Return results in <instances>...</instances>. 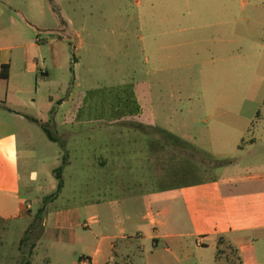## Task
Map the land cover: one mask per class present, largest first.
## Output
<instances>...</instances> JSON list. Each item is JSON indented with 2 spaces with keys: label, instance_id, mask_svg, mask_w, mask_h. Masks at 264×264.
Returning a JSON list of instances; mask_svg holds the SVG:
<instances>
[{
  "label": "crops",
  "instance_id": "obj_1",
  "mask_svg": "<svg viewBox=\"0 0 264 264\" xmlns=\"http://www.w3.org/2000/svg\"><path fill=\"white\" fill-rule=\"evenodd\" d=\"M47 2L62 26L95 24L106 18L102 2L87 5L85 11L71 7L68 21L56 0ZM146 7L155 10L152 3ZM165 7L153 24V40L157 35L154 25L182 24L184 15L180 13L176 21ZM45 16V0H0V220L5 222L29 219L22 202L33 193L35 178L28 173L23 192L20 157L24 152L28 160L29 151L17 146L10 121L48 122L45 115L28 113L35 100H26L37 91L28 76H49L34 33ZM184 30L169 27L163 35L171 42ZM81 44L77 42L75 51ZM181 44L158 49L167 51ZM35 52L38 59L32 55ZM171 59L172 54L164 53L159 61ZM51 64L56 68L54 55ZM78 64L75 60L74 67ZM3 66H7L6 78L1 77ZM133 93L136 114L122 112L113 117V113H104L95 119L83 113L84 95L56 98L59 107L67 105L60 126L71 130V158L64 167L71 165V205L56 212L44 207L37 234L43 264H66L54 254L69 248V264H264V146L256 154L257 139H250L247 148L237 144L232 156L224 159L226 163L211 164L212 168L222 165V170L205 177L200 162H189L187 149L202 151L212 160V155L224 157L225 153L202 150L184 135L159 129L149 84L134 83ZM53 101L48 97L50 107ZM93 122L102 124L100 134L88 126ZM258 141H264V130ZM193 171L195 179L188 180ZM28 207L26 202V211ZM49 219H54L53 225L48 226Z\"/></svg>",
  "mask_w": 264,
  "mask_h": 264
},
{
  "label": "rangeland",
  "instance_id": "obj_2",
  "mask_svg": "<svg viewBox=\"0 0 264 264\" xmlns=\"http://www.w3.org/2000/svg\"><path fill=\"white\" fill-rule=\"evenodd\" d=\"M56 2L67 21L71 19V7H81L85 11L87 5L96 6L97 2L104 4L106 18L95 24L62 26L45 0L46 16L34 33L40 40L36 43L49 76H28V81L34 87L36 85L37 91L26 96L28 101L35 100L34 108L27 111L31 115L41 114L48 118L45 126L60 140L63 148L47 138L40 122L10 121L17 146L29 151L28 160L24 152L20 157L23 192L27 190L28 173H34L35 178L33 193L22 202L26 212L24 216L29 219L0 220V264H43L44 251L38 245L37 235L41 219L37 221L33 217L41 207L56 212L71 205V179L68 178L71 165L63 171L65 186L62 196L55 201L48 198L55 191L54 170L60 166L64 152L67 160L71 158V144H68L71 130L60 126L67 105L59 107L55 101L57 97L66 98L74 93L84 95L83 113L95 119L100 114L111 113L110 109L116 107L119 99L127 103L123 110H134L137 106L134 83L149 84L159 129L184 135L186 141L202 150L225 153L224 157L210 153L212 160L202 151L198 154L187 149L189 162H200L205 168V177L217 175L222 170V165L212 168L211 164L226 163L224 159L232 156L237 144L247 148L251 144L250 139H257L253 145L256 154L264 146V141H258L264 130V0ZM147 3H152L155 10L151 12V8L146 7ZM164 4L165 11L176 21H179L180 13L184 15L182 24L154 25L157 35L153 40L152 27L162 16ZM150 14L153 17H149ZM117 21L120 23L116 24ZM169 27L185 30L175 34V39L170 42L163 35ZM78 41L82 44L75 51ZM179 42L181 46L167 51L158 49ZM164 53L172 54V59L159 61ZM32 55L39 58L37 52ZM52 55L56 68L51 64ZM75 60L79 61L76 67ZM48 97L54 99L51 107ZM50 109L51 113L48 112ZM115 109L124 112L120 107ZM99 125L102 124L93 122L88 126L95 130L94 134H100L103 128ZM156 132V138L160 140ZM189 174L188 180L195 179L194 171ZM26 202L29 204L27 211ZM53 221L49 219L48 226L53 225ZM33 223L23 239L25 231ZM41 246L45 247L44 240ZM65 251H56L54 255L69 264L71 248ZM74 254L79 255V250Z\"/></svg>",
  "mask_w": 264,
  "mask_h": 264
},
{
  "label": "trees",
  "instance_id": "obj_3",
  "mask_svg": "<svg viewBox=\"0 0 264 264\" xmlns=\"http://www.w3.org/2000/svg\"><path fill=\"white\" fill-rule=\"evenodd\" d=\"M50 2H52V0H49ZM7 66H3L1 68V77L3 78H6L7 77ZM127 107V103L124 102L122 99H119L118 102H117V105L116 107H113V109H110L111 113H113V117H116V116H119V115H122L121 113L122 112H118L117 107H120L121 110H123V107ZM124 112L123 113H128V114H136L138 112V107L136 106L134 108V110H127V108L125 110H123ZM41 128L43 130V132L45 133V135L47 136V138L52 141V142H55V143H58L59 145H61V147L63 146L62 143L60 142V140L57 138V137H54L53 134L51 133V131L47 128V126H45V124H41ZM63 148V147H62ZM67 165V153L64 152L63 156H62V159H61V164L58 168H56L54 170V173H55V179H56V187H55V191L50 194L48 196L49 200L53 201L55 200L59 193L61 192L62 188H63V180H62V171L64 169V167ZM44 212V207H41L40 209H38V211L36 212V215H35V220H40L41 217H42V214ZM36 221V222H37ZM34 225L31 224V227ZM30 229V228H29ZM29 229H27L25 231V236L23 237L26 238L27 237V233L29 231ZM22 239V240H23ZM27 264V263H26Z\"/></svg>",
  "mask_w": 264,
  "mask_h": 264
}]
</instances>
